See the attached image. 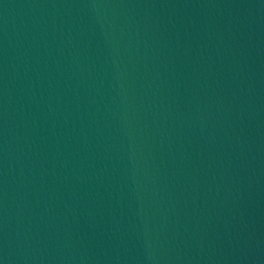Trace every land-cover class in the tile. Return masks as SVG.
Returning <instances> with one entry per match:
<instances>
[{
    "label": "water",
    "instance_id": "95a60500",
    "mask_svg": "<svg viewBox=\"0 0 264 264\" xmlns=\"http://www.w3.org/2000/svg\"><path fill=\"white\" fill-rule=\"evenodd\" d=\"M0 264H264V0H0Z\"/></svg>",
    "mask_w": 264,
    "mask_h": 264
}]
</instances>
